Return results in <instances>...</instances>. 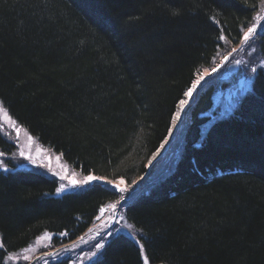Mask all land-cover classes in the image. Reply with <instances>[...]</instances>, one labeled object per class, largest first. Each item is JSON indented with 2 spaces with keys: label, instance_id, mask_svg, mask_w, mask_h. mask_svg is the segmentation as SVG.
I'll return each instance as SVG.
<instances>
[{
  "label": "trees",
  "instance_id": "obj_1",
  "mask_svg": "<svg viewBox=\"0 0 264 264\" xmlns=\"http://www.w3.org/2000/svg\"><path fill=\"white\" fill-rule=\"evenodd\" d=\"M261 27V0H0V100L9 113L82 173L135 182L122 193L94 181L59 194L58 180L40 171L0 169V264L29 263L11 255L43 233L54 247L76 239L117 201L151 264H264ZM217 66L150 164L179 101ZM234 67L233 79L252 72V88L229 115L213 117L216 77ZM14 150L0 129V151ZM87 264H143V255L119 233Z\"/></svg>",
  "mask_w": 264,
  "mask_h": 264
},
{
  "label": "rangeland",
  "instance_id": "obj_2",
  "mask_svg": "<svg viewBox=\"0 0 264 264\" xmlns=\"http://www.w3.org/2000/svg\"><path fill=\"white\" fill-rule=\"evenodd\" d=\"M252 48L254 47H251V49ZM251 49L249 51H252ZM217 69H219V66L215 67V71H213V69H203L199 73L197 80L189 88V90L191 89L192 92L191 96L184 95V97L179 101L174 116L179 110V104H181L180 102L183 100L187 101V103L184 104V108L182 114L180 115L179 122L176 125L175 131L172 134V137L168 144L169 146L172 142L171 140L173 139L174 134L177 132V130L182 124V119L184 117V112L187 106L194 99L201 84L206 79H208L209 76L215 74ZM235 70L236 67L228 70L225 69L219 73L218 77H216L218 78L217 82H219L220 80L221 82L216 83L215 89L213 90V105L210 109V112H212L213 117L221 118L229 115L233 111L235 106L240 102L242 97L247 93V91L252 88V72L250 73V71H244V73L241 74L240 77L233 79ZM201 77H203V79H201ZM197 81H199V83H197ZM215 111L217 112L216 114H214ZM186 122L187 121H185V123ZM0 129L8 138V140L15 145V150L11 154H6L3 151H0V154H2L0 155V162H2V164H0V169H5L4 166H6L8 170L9 165H16V167L19 168L34 169L40 171L48 176L56 178L59 184L58 188L61 185H65L66 189L63 192L80 189L86 184L92 183L94 181H108L114 186L115 184H120L121 187L126 188L127 190L131 189L135 184L134 182L131 186H127L128 184L123 178H118L114 181H111L105 177L96 175L94 173L85 174L77 170V168L73 167L70 163H68L59 152L41 143L24 126L19 124L9 113L8 109L4 106L1 100ZM169 146H167V148L160 156L167 152ZM21 153H23L24 155H21ZM159 157L157 159H159ZM150 159L149 163L151 164L152 160ZM90 175L103 179L92 180L87 183H81L77 186L71 185V180L75 179L77 181H85ZM63 192L58 193L61 194ZM112 204H116L115 209L110 207V205ZM119 204L120 202H114L106 205L103 208V212L99 213V215L94 220L92 225L88 228V230L76 239L54 247L51 246L53 237L52 234L50 232L43 233L24 251L22 250L19 253L20 255H11V260H13L14 262L20 260H29V263L27 264H52L58 261L59 259L72 257V259L69 260V264H87L96 259L100 255V252L102 250L100 248L93 247L95 243L99 242L104 244L108 237L119 233L127 234L128 236L133 238L139 245H141L142 243L134 235L132 225L129 224V222L125 218V212L122 208L119 207ZM129 225H131V227H128ZM65 246H67L68 248L67 251H65ZM53 252H58V255H47L48 253ZM92 252H96L95 257L91 255ZM142 255L143 264H145L144 257L146 256V253L144 248L142 251ZM25 257H28V259H25ZM148 264H151L149 260Z\"/></svg>",
  "mask_w": 264,
  "mask_h": 264
},
{
  "label": "snow or ice",
  "instance_id": "obj_3",
  "mask_svg": "<svg viewBox=\"0 0 264 264\" xmlns=\"http://www.w3.org/2000/svg\"><path fill=\"white\" fill-rule=\"evenodd\" d=\"M261 2L264 3V0H261ZM171 12H172L173 15H178L179 14V9L173 8V9H171ZM213 19H215V18L213 17ZM258 19H259V17H258ZM256 31H257V25L253 24L251 27H249L247 29V31L245 33H243V40H244V42L246 44L250 40V38L252 37L253 33H255ZM261 34L264 35V27H261ZM219 38L220 39H224V37H222V36L219 37ZM251 50L255 51L254 48H252ZM232 51L235 52L236 49H233ZM229 55H231V53ZM224 59L227 60L228 57L226 56ZM240 63H241L240 60L236 61V64L239 65ZM261 66L264 67V63H262ZM213 71H215V69H213ZM251 71L255 72L256 68H252ZM201 79H203V77H201ZM197 83H199V81H197ZM191 94H192L191 89L188 92L185 93V95H187V96H191ZM180 103H181V105H184L185 103H187V101H183L182 100ZM177 116H179V113H177ZM0 155H2V154H0ZM21 155H24V154L21 153ZM0 164H2V162H0ZM4 167H5V170H7L6 166H4ZM96 179H103V178H97V177H94V176L90 175V176L87 177V179L85 181H77L75 179L71 180V185L72 186H77V185H79L81 183H87L89 181L96 180ZM115 188L118 189L121 193L127 191V189L121 187L120 184H115ZM65 189H66V186L65 185H61L59 188H57V192H63V191H65ZM117 203H119V201H117ZM110 207L115 209L116 204H112V205H110ZM103 210L104 209L102 208L101 212H103ZM128 227H131V225H129ZM61 235H67V233H62ZM2 246L3 245H0V247H2ZM93 247L103 249L104 248V244L97 242V243H95L93 245ZM143 248H144V246L141 244L140 245L141 251H143ZM67 250H68V248H67V246H65V251H67ZM47 255L48 256H57L58 252L48 253ZM91 255L93 257H95L96 256V252H92ZM25 259H28V257H25ZM144 260H145V264H148V258L146 256L144 257Z\"/></svg>",
  "mask_w": 264,
  "mask_h": 264
},
{
  "label": "bare ground",
  "instance_id": "obj_4",
  "mask_svg": "<svg viewBox=\"0 0 264 264\" xmlns=\"http://www.w3.org/2000/svg\"><path fill=\"white\" fill-rule=\"evenodd\" d=\"M183 108H184V105L179 104V110L177 112V113H179V116H177V114L174 116V118L172 120V126H171V129L169 131V135L164 139L165 141L161 143V145L159 146L157 151L151 156L150 160L154 161L155 159H157L164 152V150L167 148V146L170 142V139L172 137V134L175 131L176 125L179 122V118H180V115L182 114Z\"/></svg>",
  "mask_w": 264,
  "mask_h": 264
},
{
  "label": "water",
  "instance_id": "obj_5",
  "mask_svg": "<svg viewBox=\"0 0 264 264\" xmlns=\"http://www.w3.org/2000/svg\"><path fill=\"white\" fill-rule=\"evenodd\" d=\"M152 162H153V161H152ZM152 162H151V163H152Z\"/></svg>",
  "mask_w": 264,
  "mask_h": 264
}]
</instances>
